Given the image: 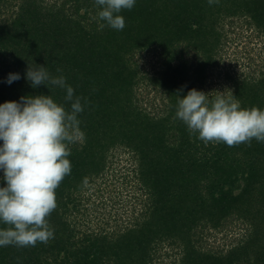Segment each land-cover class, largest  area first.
Returning a JSON list of instances; mask_svg holds the SVG:
<instances>
[{"label": "trees", "instance_id": "obj_1", "mask_svg": "<svg viewBox=\"0 0 264 264\" xmlns=\"http://www.w3.org/2000/svg\"><path fill=\"white\" fill-rule=\"evenodd\" d=\"M102 10L96 0H0V105L50 95L71 110L65 89L31 86L26 72L38 65L63 76L84 108L83 139L64 142L71 173L46 218L54 238L0 246V264H164L166 244L177 250L166 253L176 264H264V142L205 143L176 118L193 89L208 95L209 107L223 95L242 110L264 111V70L243 78L219 72L223 88L214 86L225 19L243 18L264 36V0H136L119 13L123 30L101 20ZM152 52L161 64L155 73L142 62ZM10 73L21 78L9 85ZM154 89L162 97L156 108L147 97ZM118 153L135 161L127 178L137 176L141 211L132 223L83 228L93 214L91 186L109 175ZM234 220L244 226L234 245H205V234Z\"/></svg>", "mask_w": 264, "mask_h": 264}, {"label": "clouds", "instance_id": "obj_2", "mask_svg": "<svg viewBox=\"0 0 264 264\" xmlns=\"http://www.w3.org/2000/svg\"><path fill=\"white\" fill-rule=\"evenodd\" d=\"M214 0H209L211 5ZM218 2V0H215ZM136 0H96L103 10L98 16L115 30H123L125 21L119 13L131 10ZM103 26V25H102ZM61 69L57 68V72ZM20 74H9L10 85ZM26 79L33 88L45 85L65 89V102L71 110L49 96L21 97V101L0 105V170L6 187L0 188V246H35L54 238L47 217L56 208L55 190L71 173L67 145L83 139L78 114L84 111L82 97L74 98V89L63 76L54 77L46 67L30 66ZM208 95L195 89L178 102L176 118L192 133L207 142H223L229 147L250 142H264V111L241 109L238 101L217 96L211 107ZM88 186V179L83 181Z\"/></svg>", "mask_w": 264, "mask_h": 264}, {"label": "rangeland", "instance_id": "obj_3", "mask_svg": "<svg viewBox=\"0 0 264 264\" xmlns=\"http://www.w3.org/2000/svg\"><path fill=\"white\" fill-rule=\"evenodd\" d=\"M221 31L223 33L222 45L217 55L219 64L218 70H216L214 75V86L217 91L222 90V83H224L225 80L224 76H221V79L218 78L219 72H222L224 75L227 71H233L240 76L255 74V77H259L264 70V36L262 33L260 35L255 30L249 29L246 25V20L243 18L239 19L238 17L226 18L221 27ZM159 61V56L153 52L145 54L142 59V62H146L148 68L151 69L153 73L159 71L161 67ZM211 79H213V77ZM226 87L227 85L224 88ZM145 94H147V92H145ZM147 97L151 100H156L154 102L155 108L162 100L161 95H157L155 89ZM113 155L111 157H113ZM129 159L131 160L129 161ZM113 160L114 163L110 167L111 169H109V175L107 177H100L98 181L91 186L90 194H92L91 204L93 214L91 213L92 216L82 220L81 227L83 228L90 227V225L93 228H98L100 225H103V223H107L108 220L113 227L124 225L130 221L132 223L134 218L141 211V196L139 195L140 191L137 185V176L135 173H132L131 177L127 178V169L132 172L135 161L125 153H118ZM122 167L125 168L124 172L121 170L123 174L120 172ZM101 200L103 202L102 205ZM136 206L137 211L134 209ZM243 227L241 222L234 220L228 225V230L223 233L212 235L205 234L203 238L206 243L205 245L219 249L228 248L234 245L242 235ZM168 252L176 254L177 250L169 244L165 245L163 249V253L165 254L163 258L164 264H176L174 263L176 255L173 257H166V253Z\"/></svg>", "mask_w": 264, "mask_h": 264}]
</instances>
